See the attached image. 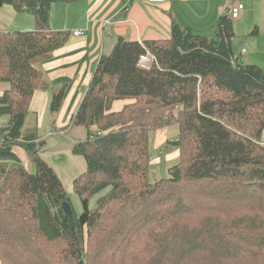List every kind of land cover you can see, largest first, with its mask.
Returning <instances> with one entry per match:
<instances>
[{
    "label": "trees",
    "instance_id": "obj_1",
    "mask_svg": "<svg viewBox=\"0 0 264 264\" xmlns=\"http://www.w3.org/2000/svg\"><path fill=\"white\" fill-rule=\"evenodd\" d=\"M77 1L0 0L34 17L33 29L0 31V264H264V72L234 57L226 13L210 37L172 20L168 38L118 37L101 55L69 122L86 130L71 148L85 160L74 210L28 107L48 89L51 123L60 110L66 83L50 86L36 64L69 40L49 26L52 4ZM171 124L178 157L153 179L149 138Z\"/></svg>",
    "mask_w": 264,
    "mask_h": 264
},
{
    "label": "crops",
    "instance_id": "obj_2",
    "mask_svg": "<svg viewBox=\"0 0 264 264\" xmlns=\"http://www.w3.org/2000/svg\"><path fill=\"white\" fill-rule=\"evenodd\" d=\"M123 4V0H79L52 4L50 28L68 30L70 36L68 42L56 49L50 59L39 63V68L50 86L66 83L67 87L52 123L51 116L47 115L50 90L36 89L32 95L28 110L37 117L41 147L45 144V133L41 134V129H49L51 134V127L63 134L70 128V117L83 97L99 58L111 50L116 38L136 41L165 39L169 37L172 20L195 34L210 37L218 16L224 13L225 0H132L126 10H123ZM10 9L0 7V31L20 30L23 23L29 27L22 28L24 30L34 28L31 14L28 17L29 13ZM243 10L244 6L241 12ZM76 30L81 34L74 35ZM240 60L246 63L242 57ZM8 87V83L0 82V94ZM124 104L125 101L117 100L111 108L118 111ZM3 119L0 118V126ZM71 148L72 145L64 147L69 152Z\"/></svg>",
    "mask_w": 264,
    "mask_h": 264
},
{
    "label": "rangeland",
    "instance_id": "obj_3",
    "mask_svg": "<svg viewBox=\"0 0 264 264\" xmlns=\"http://www.w3.org/2000/svg\"><path fill=\"white\" fill-rule=\"evenodd\" d=\"M238 1L243 4L244 10L241 12L240 17L234 20V37L231 40V46L235 53L245 49L246 52L241 56L243 61L247 64H256L264 72V0ZM6 8L11 11L9 6H6ZM13 13L15 12L13 11ZM27 15L31 17L30 14ZM24 24L22 28H29L28 25ZM255 27L258 30L257 33H253ZM22 28L20 30H24ZM36 66H39V63ZM5 84L7 83L5 82ZM116 105L118 103L115 104V107ZM47 115L48 117L49 115L51 116L49 110ZM1 124L0 128L5 127L8 124V118H4ZM50 129L52 130L51 134H49V129H41L40 131L41 134L45 133V144L41 147L39 155L55 170L71 205L79 213L81 204L78 196L73 191L72 181L84 171L85 160L82 155L73 154L65 150L64 147L71 146L73 142L84 140L86 138V130L81 126H72L62 134L56 129L51 127ZM177 134L178 125L171 124L165 128L158 129L150 135L149 169L151 170V175L154 172V176L152 175L153 179L167 176L168 167L176 162L178 150L175 146L169 144L168 141L174 139ZM14 151L22 159L23 164L30 171H33L34 166L29 161L28 156L20 148L15 147Z\"/></svg>",
    "mask_w": 264,
    "mask_h": 264
},
{
    "label": "built area",
    "instance_id": "obj_4",
    "mask_svg": "<svg viewBox=\"0 0 264 264\" xmlns=\"http://www.w3.org/2000/svg\"><path fill=\"white\" fill-rule=\"evenodd\" d=\"M123 10H126L129 6V4L132 2V0H123ZM243 9V4L238 2L237 0H225L223 11L227 15H229L232 19H236L239 17V14L241 10ZM106 23H109V21H106ZM74 35L81 34V31L76 30L73 32ZM246 52L245 49H241L237 53L234 54V57H241ZM152 62V56L147 51L144 55L140 56L138 59V65L142 68H148ZM262 142L264 143V134L262 136Z\"/></svg>",
    "mask_w": 264,
    "mask_h": 264
},
{
    "label": "water",
    "instance_id": "obj_5",
    "mask_svg": "<svg viewBox=\"0 0 264 264\" xmlns=\"http://www.w3.org/2000/svg\"><path fill=\"white\" fill-rule=\"evenodd\" d=\"M154 176V174H152ZM61 208L65 213H70L71 212V206L67 201H64L61 203ZM80 264H84L83 261H80Z\"/></svg>",
    "mask_w": 264,
    "mask_h": 264
}]
</instances>
